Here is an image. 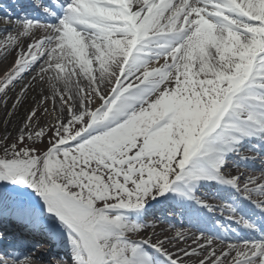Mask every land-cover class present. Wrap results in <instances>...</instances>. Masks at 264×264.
Wrapping results in <instances>:
<instances>
[{"label":"snow or ice","instance_id":"6c2138e0","mask_svg":"<svg viewBox=\"0 0 264 264\" xmlns=\"http://www.w3.org/2000/svg\"><path fill=\"white\" fill-rule=\"evenodd\" d=\"M30 6L3 18L0 96L29 73L12 108L36 81L51 95L0 138V227L22 230L0 264H34L37 232L73 264H264V0Z\"/></svg>","mask_w":264,"mask_h":264},{"label":"bare ground","instance_id":"6f19581e","mask_svg":"<svg viewBox=\"0 0 264 264\" xmlns=\"http://www.w3.org/2000/svg\"><path fill=\"white\" fill-rule=\"evenodd\" d=\"M1 3L6 4L12 10V18L14 19L16 16H19L18 13L14 10L13 7H19L23 11H29L31 8V0H0ZM11 2V3H10ZM4 13L0 12V28L6 27L4 24ZM27 43V41H25ZM15 53L9 55L6 60L2 63L11 60L14 58ZM1 74V73H0ZM33 73H29L25 76L23 81H19L15 84V86L9 89L7 95V103L3 102V97L0 96V138L5 134L17 133L18 129L24 122V118L26 114L30 111L31 108L35 107L42 98V96H50L51 90L47 83H41L39 81L34 82V87L30 88L27 91L26 96L22 99V102L17 105L15 109L12 108V104L15 102V97L19 93V90L23 83L28 82ZM12 112V116L9 117L7 115L8 112ZM245 154L255 155V153L247 152V149L244 150ZM231 164V161H229ZM244 171V169H241ZM255 170L253 174H256ZM212 203H220L219 200H211ZM159 215V213H157ZM220 213L218 214V216ZM171 219H165L163 216H160L159 222L156 224L155 231L160 233L164 230L163 234L171 235L174 234L176 229L184 228L190 229L191 231H195V229L191 228V225L187 223L186 220L182 222L181 217L177 216ZM149 220H152V217H148ZM0 231H4L8 238H12L14 236H21L22 230L15 224L7 223L6 226L0 227ZM153 231L152 228L147 229V231L141 233V236L146 237ZM25 239L29 240L32 243H38L39 247L36 249L37 259L34 260V264H73L72 259L68 253L67 248H60L57 245V242L49 237L44 232H37L34 234L23 233ZM140 238V237H135ZM191 244V240L188 241ZM183 246V245H181ZM50 250L49 253L47 251ZM175 251V249H170Z\"/></svg>","mask_w":264,"mask_h":264},{"label":"rangeland","instance_id":"374dc122","mask_svg":"<svg viewBox=\"0 0 264 264\" xmlns=\"http://www.w3.org/2000/svg\"><path fill=\"white\" fill-rule=\"evenodd\" d=\"M3 7H5V9H6V11H5V15L7 14V13H11L10 11H9V8L8 7H6V6H4L3 5ZM21 14H22V12H20ZM14 58H12L11 60H9V61H6V62H4V63H2V62H0V73L2 74L3 73V71L9 66V64L12 62V60H13ZM41 99H39V101H40ZM38 101V102H39ZM38 104V103H37ZM37 106V105H36ZM35 106V107H36ZM56 108L57 109H59V100H57L56 101ZM48 108V110H49V113H51L52 112V109H53V101L51 100V99H49V100H47V101H45L42 105H40V107L38 108V111H37V117H38V119H39V122H40V124H41V126H43V125H45V124H48V123H54L55 121H54V118H53V116L52 115H48V114H45L44 113V108ZM31 110V109H30ZM57 114H59L58 112H57ZM64 115H65V118H67V112H65L64 113ZM26 116H27V114H26ZM25 116V117H26ZM25 119V118H24ZM15 135H17V133H15V134H12L11 136L12 137H14ZM49 135H51V133H49ZM2 138V137H1ZM9 142H11V141H9ZM45 143H47V140H45Z\"/></svg>","mask_w":264,"mask_h":264}]
</instances>
